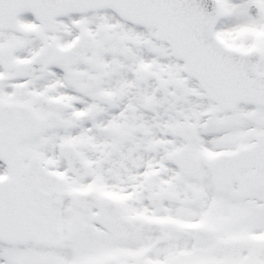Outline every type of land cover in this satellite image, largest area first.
<instances>
[{
	"label": "snow or ice",
	"instance_id": "1",
	"mask_svg": "<svg viewBox=\"0 0 264 264\" xmlns=\"http://www.w3.org/2000/svg\"><path fill=\"white\" fill-rule=\"evenodd\" d=\"M0 264H264V0H0Z\"/></svg>",
	"mask_w": 264,
	"mask_h": 264
}]
</instances>
